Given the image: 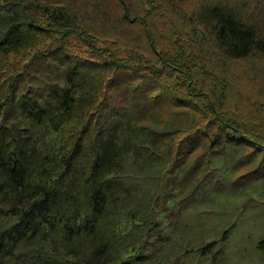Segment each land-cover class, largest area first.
I'll list each match as a JSON object with an SVG mask.
<instances>
[{
  "label": "trees",
  "instance_id": "1",
  "mask_svg": "<svg viewBox=\"0 0 264 264\" xmlns=\"http://www.w3.org/2000/svg\"><path fill=\"white\" fill-rule=\"evenodd\" d=\"M108 1L0 3L1 67L7 66L4 59L9 55L46 41V33L63 26L56 19L72 25L82 15L104 23L89 29L95 46L88 43V55L53 46L45 54H34L30 70L0 80V86L10 83L8 90L0 88V264H168L181 252L180 241L199 233L187 211L196 204L191 203L194 185L186 178L191 171L202 174L206 167L200 182L218 175L219 190L228 194L238 183L221 181L227 179L214 165L204 164L210 163L204 153L210 150L216 158L241 165L247 158L240 151L246 148L231 143V136H240L242 144H252L246 157L264 161L260 135L241 131L233 118L223 115L221 97L203 98L209 117L192 101L161 100L169 88L166 83H156L121 61L127 53L97 47L107 29L131 31L134 25L130 7L119 16L115 13L121 1L113 3L117 11L109 9ZM45 16L54 22L45 23ZM193 17L221 57L238 60L264 54V7L245 19L229 5L206 3ZM145 38L163 67L183 72L159 54L149 35ZM113 45L120 48L121 41ZM141 77L153 82L142 86ZM191 83L185 87L192 99L199 93L191 89L199 86ZM204 139L205 152L188 163ZM176 164L185 172L176 176V184L186 191V200L165 207L158 199L167 200L170 190L154 178L162 180ZM253 178L264 192V173ZM244 190L239 187L234 194L243 197ZM195 193L203 195V190L195 188ZM162 211L165 216L158 217ZM225 235L196 249L199 259L225 262ZM253 246L264 255V231Z\"/></svg>",
  "mask_w": 264,
  "mask_h": 264
},
{
  "label": "rangeland",
  "instance_id": "2",
  "mask_svg": "<svg viewBox=\"0 0 264 264\" xmlns=\"http://www.w3.org/2000/svg\"><path fill=\"white\" fill-rule=\"evenodd\" d=\"M5 1L13 2V0H0V3ZM120 1L118 10L113 5L117 1L109 0V9L112 7V11L118 10L115 14L121 16L124 10L127 8L129 11L130 7L133 11L131 17L135 19L131 24L134 25H130L131 31L124 27L120 32L113 28L107 29L105 33L99 35L100 41L97 43V47L103 52L111 50L116 54L118 51L127 53L123 57L129 56L121 58V61L131 67H136L147 76L155 78L156 83H166L169 88L164 90L165 93L161 100L169 103V99L180 102L192 101L201 113L209 117L208 102L206 104L203 98L205 96H208L207 98L221 97L219 111L226 117L233 118L241 131H245L253 137L254 134H259L260 141L264 142V54H253L238 60L225 59L218 54L202 27L191 18L198 12L201 5L218 3L229 5L241 17L248 19L260 12L261 7H264V0ZM45 18V23L54 22L48 16ZM55 22L59 25L61 22L63 23V26L60 25L58 28L60 31L50 30L46 33L48 39L35 44L32 50L11 54L8 59H4L7 66H0V80L7 81L11 74L28 68V63L35 53L45 54L47 49L53 46L61 45L62 50H67L78 56L88 55L92 51L88 43L95 46V37L88 34L89 29H97L103 27L104 24L102 20L92 23L82 15H79L72 25L66 24L63 19H56ZM122 22L128 23L124 20ZM146 35H149L159 47V54L166 61L176 62L178 65L174 66H180L182 73L172 68L163 67V62L151 51L149 37L145 38ZM117 41H121L120 48L113 45ZM42 58L45 56H36L35 62ZM27 70H30V67ZM143 79L145 78L141 77L142 86L153 82H143ZM190 82H192V86L194 83L199 86L198 90L191 89L190 93H199L192 99L185 87ZM2 87L8 90L10 83H2L0 88ZM182 135L184 134L178 136ZM64 140L66 141V138ZM239 140L244 141L240 136L236 139L231 136L232 144L236 143L246 148L245 151H240V154L247 158L246 162L241 165H235L231 161L226 162L221 157L216 158L213 154H209L210 150L205 152L206 148L204 147L208 146L206 139L202 140L203 145L189 159L188 163H192L196 156L205 152V158L210 163L204 161V164L206 163L208 168L214 165L217 174L218 172L222 173L223 176L220 177L227 179L221 181H236L238 183L230 191L233 194H228L219 190L215 181L218 175L212 179L206 177L205 181H202L203 183L200 182L201 178L205 177L202 174L206 167L202 174L196 170L191 171L186 178L189 179L190 184L194 185L192 192L194 196L191 194V203L196 204L187 211L192 216L195 225H198L199 233L188 237L185 241L181 240V252L179 255L176 254L177 256L175 255L168 264H213L201 256L199 259L196 249L198 250L210 240L219 239L224 232L227 242L225 245L226 261L221 264H264V255L255 252L253 246L254 239L264 231V192L260 183L253 178V176L260 177L264 173V161L261 163V159L257 158L252 161V158L246 157L247 146L252 144L250 142L242 144ZM173 157L174 155H172ZM261 168L262 170H260ZM183 173L185 174L176 164L161 175L162 180L154 178L167 184L166 190H170L167 200L158 199V202L165 204V207L175 206L186 200V191L182 190V186L179 189L176 184L179 180L177 178L181 177ZM212 174L214 175L213 172ZM209 179L211 183H207ZM144 181L147 182V179ZM239 187L246 189L243 197L234 194ZM195 188H201L203 195L195 193ZM161 192L158 191L156 196H159ZM203 199H207V201ZM164 216L165 212L163 211L158 214V217ZM165 221L167 220L165 219ZM121 229H125V227L123 226ZM192 249L195 250V255L190 252Z\"/></svg>",
  "mask_w": 264,
  "mask_h": 264
}]
</instances>
